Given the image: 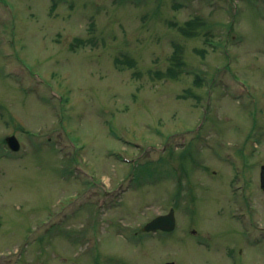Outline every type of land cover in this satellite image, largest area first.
<instances>
[{
  "label": "rangeland",
  "instance_id": "1",
  "mask_svg": "<svg viewBox=\"0 0 264 264\" xmlns=\"http://www.w3.org/2000/svg\"><path fill=\"white\" fill-rule=\"evenodd\" d=\"M262 164L264 0H0V264H264Z\"/></svg>",
  "mask_w": 264,
  "mask_h": 264
},
{
  "label": "water",
  "instance_id": "2",
  "mask_svg": "<svg viewBox=\"0 0 264 264\" xmlns=\"http://www.w3.org/2000/svg\"><path fill=\"white\" fill-rule=\"evenodd\" d=\"M9 146L16 150L18 149V141L14 136H9L6 138ZM261 187L264 189V165L261 167ZM174 212L173 210H170L168 214L161 215L156 217L154 220H152L150 223H148L144 229L150 230L155 228H161L163 230H171L174 228ZM171 264V263H167Z\"/></svg>",
  "mask_w": 264,
  "mask_h": 264
},
{
  "label": "trees",
  "instance_id": "3",
  "mask_svg": "<svg viewBox=\"0 0 264 264\" xmlns=\"http://www.w3.org/2000/svg\"><path fill=\"white\" fill-rule=\"evenodd\" d=\"M198 20H190L189 22H187L186 24H185V26H182V27H180V30H181V32L183 33V34H188V31H189V27L190 28H192V26H194L195 24H196V22H197ZM180 49H179V47H177L176 48V50H175V53H174V55H173V59L177 56L178 57V59H177V65L178 64H181V62H183V59H181L180 57H179V55H178V51H179ZM166 72L170 75V76H172V77H175V75H176V72H175V70H174V68L173 67H169V68H167V70H166ZM198 80V79H197ZM198 82V81H197Z\"/></svg>",
  "mask_w": 264,
  "mask_h": 264
}]
</instances>
